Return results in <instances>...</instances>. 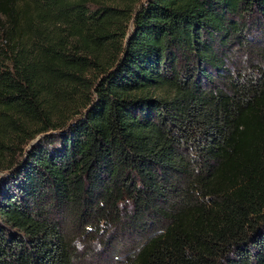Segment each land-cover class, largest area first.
Masks as SVG:
<instances>
[{
  "label": "trees",
  "instance_id": "1",
  "mask_svg": "<svg viewBox=\"0 0 264 264\" xmlns=\"http://www.w3.org/2000/svg\"><path fill=\"white\" fill-rule=\"evenodd\" d=\"M254 27L264 0H0V264H77L67 220L147 234L122 264H264V67L201 83Z\"/></svg>",
  "mask_w": 264,
  "mask_h": 264
},
{
  "label": "rangeland",
  "instance_id": "2",
  "mask_svg": "<svg viewBox=\"0 0 264 264\" xmlns=\"http://www.w3.org/2000/svg\"><path fill=\"white\" fill-rule=\"evenodd\" d=\"M236 19V18H234ZM249 37L244 39L248 42L242 45V40L227 42L222 45L219 37L213 42L214 49H216L217 57L224 64L220 71L213 67L206 68L211 74L210 77L201 78V83L205 89H226L229 86V80L235 79L240 75L257 76L258 69L264 67V29L258 27L243 31ZM197 62V61H196ZM183 63H189L186 66H196L195 60L191 59L180 63V68ZM36 140V139H35ZM33 140L30 144L35 142ZM30 144L27 146L29 148ZM4 173H0L2 176ZM185 184L184 182L181 183ZM182 188V187H180ZM176 201L175 198H173ZM176 203V202H172ZM171 204V203H170ZM166 208V207H163ZM160 221L158 225L152 229L156 233L163 225ZM166 222V221H165ZM101 224L98 235L95 233L86 234L84 237L75 238L78 230H74L73 222L65 221V230L69 233L73 244H75L77 264H122L127 263L130 256L136 251L141 241L147 234L140 235L137 230L131 229L129 231L119 230L121 228L113 229L112 227ZM103 235H102V234ZM78 235V234H77ZM111 236L113 240H111ZM75 240V241H74Z\"/></svg>",
  "mask_w": 264,
  "mask_h": 264
}]
</instances>
